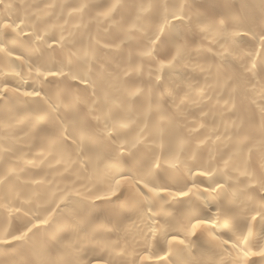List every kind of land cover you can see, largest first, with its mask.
Wrapping results in <instances>:
<instances>
[{
    "label": "bare ground",
    "instance_id": "bare-ground-1",
    "mask_svg": "<svg viewBox=\"0 0 264 264\" xmlns=\"http://www.w3.org/2000/svg\"><path fill=\"white\" fill-rule=\"evenodd\" d=\"M0 264H264V0H0Z\"/></svg>",
    "mask_w": 264,
    "mask_h": 264
}]
</instances>
